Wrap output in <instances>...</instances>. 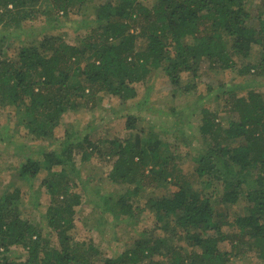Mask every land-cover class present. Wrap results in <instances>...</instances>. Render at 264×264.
Here are the masks:
<instances>
[{"label": "trees", "instance_id": "1", "mask_svg": "<svg viewBox=\"0 0 264 264\" xmlns=\"http://www.w3.org/2000/svg\"><path fill=\"white\" fill-rule=\"evenodd\" d=\"M253 1L0 0L5 25L52 10L93 16L76 43L52 35L14 55L0 50V107L12 108L28 134L48 139L55 138L66 112L88 107L100 94L122 102L135 98L137 84L157 70L171 83L174 99L197 90L204 66L234 70L259 46V59L243 63L241 73L264 76V0L255 17L258 25L252 22ZM223 91L221 110L228 115L202 109L206 145L193 157L190 174L179 166L177 149L155 129L138 126L131 114L124 139L95 143L90 132L83 136L71 128L60 148L44 151L39 160L29 158L18 177L31 184L45 171L40 186L51 198L46 221L59 245H51L40 224L24 216L22 186L12 183L0 197V264H237L251 252L264 259V94ZM169 108L180 110L173 104ZM96 157L113 159L108 179L125 187L118 195L103 196L107 207L130 215L135 208L142 214L148 210L156 219L155 227L116 257L92 239L77 238L76 207L83 194L75 188L86 161L95 167ZM151 186L162 194H145ZM217 201L243 207L229 221ZM233 225L236 230L225 229ZM15 246L25 248L23 260L12 257Z\"/></svg>", "mask_w": 264, "mask_h": 264}, {"label": "rangeland", "instance_id": "2", "mask_svg": "<svg viewBox=\"0 0 264 264\" xmlns=\"http://www.w3.org/2000/svg\"><path fill=\"white\" fill-rule=\"evenodd\" d=\"M143 1L151 5L154 0ZM261 1L254 0L249 5L253 16L252 22L255 25H258L255 17ZM92 24V15L87 17L76 13L65 14L58 10L42 14L37 19L24 20L19 25L14 21L7 25L0 23V50L4 54L14 55L21 47L37 45L41 40L52 35L76 43ZM259 51L260 47L254 46L252 57L239 61L240 67L234 70H219L212 69L208 65L204 66L197 90L174 99L172 85L161 70L154 72L146 82L138 83L137 95L126 102H122L118 96L100 94L89 103L88 107L66 112L55 129V138L46 139L28 134L25 126L17 123L18 117L16 118L11 112L12 108L0 107V197L6 190L12 188L10 184L17 183L22 186L24 216L40 224L44 237L49 239L51 245H59L57 233L49 228L46 221V211L51 198L45 187L40 186L45 171L31 184H26L18 177L19 168L29 158L39 160L42 159L44 151L60 148L61 141L67 136L66 131L71 128L82 132L83 136L90 132L95 143L112 138L124 139L128 136L129 114L138 118V126L146 130L155 129L169 141L181 155L179 166L185 173L190 174L195 165L193 157L206 145L200 131L202 109L218 108L219 116L226 118L228 114L221 110L224 108V96H221L223 90L236 89L238 95H247L251 90L264 94V76H258L254 71L241 73V66L259 59ZM188 76V73H185L184 79L187 80ZM171 104L179 106L178 113L170 110ZM74 154L77 163L82 166L81 152L76 150ZM93 160L95 167H89L91 162L86 161L83 166L86 171L82 181L75 188L83 194V202L76 207L77 238L92 239L107 256L116 257L129 249L145 229L155 227L156 219L148 210L142 214L137 208L134 209V215L111 211L103 196L111 192L114 193L113 196L118 195L120 191L125 190V187L122 183H113L108 179L113 167V159L96 157ZM100 179L102 182H99ZM162 192L161 188L151 186L147 188L145 194L160 195ZM216 203L219 210L229 212V221L235 217V211L243 207L241 203L234 205L218 201ZM101 205L106 207L104 212ZM225 229L237 228L233 225L225 226ZM226 247L229 248L230 244ZM14 250L16 254L12 257H17L19 260H23L27 255L23 246H15ZM236 263L264 264V259L251 252L246 259H236Z\"/></svg>", "mask_w": 264, "mask_h": 264}]
</instances>
